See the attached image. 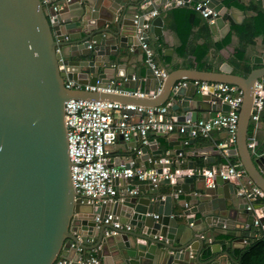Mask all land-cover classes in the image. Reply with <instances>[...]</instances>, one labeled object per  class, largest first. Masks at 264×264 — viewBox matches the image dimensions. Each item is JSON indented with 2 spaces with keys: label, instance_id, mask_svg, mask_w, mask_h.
<instances>
[{
  "label": "water",
  "instance_id": "1",
  "mask_svg": "<svg viewBox=\"0 0 264 264\" xmlns=\"http://www.w3.org/2000/svg\"><path fill=\"white\" fill-rule=\"evenodd\" d=\"M222 2L206 0L202 7L218 15L214 18L216 24L223 21ZM162 5L174 7L176 0H83L77 6V19L63 25L58 16L50 24L43 0H0V264H56L73 243L81 252L65 264H85L79 259L85 260L92 251L98 264H220L224 259L231 263L234 256L228 253L208 261L200 258L202 240L198 234L208 225L238 231L235 241L249 242L254 209L262 208L264 215L263 202L248 209L249 201L264 199L252 187L264 193V153L256 156L247 147L253 86L255 81H261L264 87V52L252 59L260 67L253 68L246 77L233 73L226 63L218 72L206 68L171 72L165 69L167 76L152 99L119 93L89 95L91 100L163 106L169 116L175 112L177 121L183 123L189 112L192 120L197 121V111H229L227 103L212 98L211 89L198 93L194 81L240 87L243 98L236 138L227 153L239 157L247 180L242 185L220 176L207 183L203 175L197 179L184 175L181 183L172 186L174 191L185 193L180 214L172 212V194L160 196L158 185L152 186L151 197L144 198L128 195L136 186L115 178L117 198L101 204L82 201L73 188L64 102L83 98L89 92L67 89L64 83L74 81L136 92L132 75L120 72L114 60L124 50H136L141 42H147L149 30L159 32L162 19L151 17L150 13ZM63 12L62 9L57 14ZM211 18L212 14L206 17ZM74 28L80 30L70 31ZM181 81L188 82L185 86L177 85ZM153 133L156 132H148L146 138ZM165 142L171 147L168 155L184 154L178 140ZM203 145L212 147L210 142ZM163 153L152 141L141 147L138 159L158 160ZM221 154L220 149L205 154L204 163L212 164L214 156ZM161 171L162 168L158 172ZM163 181L169 183L168 179ZM193 191L197 193L196 204H191ZM196 214L201 219H195ZM109 215L112 219L105 224L103 221ZM96 217L101 222H96ZM180 217L184 222L178 224ZM115 221L122 225L121 229L113 227ZM260 221L264 222V217ZM194 243L199 244L197 248L192 246Z\"/></svg>",
  "mask_w": 264,
  "mask_h": 264
},
{
  "label": "crops",
  "instance_id": "2",
  "mask_svg": "<svg viewBox=\"0 0 264 264\" xmlns=\"http://www.w3.org/2000/svg\"><path fill=\"white\" fill-rule=\"evenodd\" d=\"M44 1V0H43ZM83 0H49L46 4L45 10L47 14L52 13V6H56L58 11L64 10L63 13L57 14L59 18L62 19L61 24L72 21L76 17L79 16L77 6ZM183 3L181 5H175L174 7H168V5H162L157 7L154 11H157V15L162 19V25L159 28V32L157 30L152 32L148 31L147 36V44L154 52V60L159 67L167 69L169 72L180 69L187 68L190 70L204 71L205 68L212 72H218L219 67L226 63L233 68V73L235 68L244 69L248 66L252 68H258L259 65H255L252 62V59L255 56H259L264 52V37L259 38L257 41L258 45H261V49L258 53H256L255 47L253 49V45L247 46L245 51L242 52L239 47L245 44L244 39L238 33H233L231 42L229 45H222V40L226 37V35L232 30L234 26H239L245 23L250 22L252 15L258 11H264V0H227L232 1L230 4H226V0H223L224 9L223 13V21L219 24L214 22H210L206 18H204L201 13L199 17H195L193 19V26L191 31L189 32H178V28L180 23L178 21V14L175 10L178 7H188L191 4L204 3L206 0H188V4L185 5V0H182ZM64 2L65 4H60ZM187 2V1H186ZM233 3H237L241 5L243 8L233 6ZM218 17V15H217ZM77 19V18H76ZM78 26L80 25L79 21H77ZM64 25V24H63ZM80 29H71L70 31L78 32ZM201 42L207 43L210 45L208 57L204 63V67L202 68V64H199L196 60V57L190 53V49L193 46L199 45ZM256 45V43L254 42ZM186 49V51H185ZM66 50L69 51L68 48ZM114 63L119 66V71L122 73H129L132 75L131 80L132 84L137 86L136 92H139V88L143 91V98L152 99L155 95L158 94L159 82L151 69L145 63V54L141 49L140 45L136 50H132L130 48L124 50L120 58L114 60ZM209 63H212V67H209ZM198 81V80H196ZM181 81L177 83V85L182 84ZM207 82V81H205ZM118 85L122 86V81L118 83ZM182 86V85H181ZM192 88H190V91ZM124 91H133L132 89H124ZM142 94V93H141ZM89 95H96V97H101L100 93H86L83 98H90ZM154 95V96H153ZM97 100H103L97 98ZM111 101V100H105ZM114 102V101H113ZM174 102V101H173ZM121 103V102H119ZM122 105H128L129 103H121ZM172 102H169V106ZM132 105H135L133 103ZM220 111H211L208 113L197 111V120H208L215 116ZM132 118L135 120L138 117V114L132 112L130 113ZM166 118H171L177 120L178 115L175 112H171L169 116L167 113L165 115ZM195 122L192 120V112H189L185 115V121L183 123ZM180 123V122H179ZM258 125V123H257ZM257 131V130H256ZM163 134H159V132L150 134L149 138H147L149 142H156L157 149H163V154L160 159H168L169 163H163L162 166L158 164H149V161H155L154 159H149V161H141L139 160L140 149L142 147L140 138L137 135H133L129 141H124L122 138H118L112 145L108 147V164L109 166L117 167V166H127L130 164L144 167H154L159 171L162 168V171H169L174 174V179L169 180V183H165L162 179L158 184V191L160 196L164 197L166 195L172 194V212L174 214H180L181 212V204L184 203L185 193L180 191H174L172 186L176 183H181L183 181L184 174H190L189 172H193L195 179L199 178L201 175L205 176L203 172L205 171H215L221 165L232 164L231 161H234V164H240L239 157H231L226 154L224 148L220 147V143L225 141L228 145L225 150L234 147V143L231 144L229 142L228 135L225 131H214L207 138L197 137L191 138L185 134H178L177 132H162ZM256 136V132H255ZM261 142L264 144V129H261ZM178 140L180 142L181 148L184 150V154L181 156H170L168 155V151L171 150V147L165 140ZM257 141V140H256ZM204 142H210L212 145L211 148H207L203 145ZM216 149L222 150L221 155L214 156V162L212 164L204 163L205 154L215 153ZM214 150V151H213ZM150 154L151 151L148 150ZM264 153V152H262ZM261 154V153H260ZM256 155V154H255ZM257 156V155H256ZM236 162V163H235ZM198 166L196 170L193 167ZM209 167V169H206ZM161 171V172H162ZM206 178V177H205ZM207 183H211L212 181L206 178ZM247 181L246 178L241 179H231L235 185H242L243 182ZM124 182L120 183V187H122ZM128 185H135L137 189L136 196L148 198L151 197L153 187L148 181L137 182L129 181ZM249 184V183H248ZM200 184H198L199 186ZM252 186V185H250ZM253 187V186H252ZM141 190L145 192L142 194ZM240 192H243L242 186H240ZM190 196L193 197L191 204H196L197 193L194 191L190 193ZM195 198V199H194ZM251 200L250 205L252 208L253 204L264 203L263 200ZM256 210H260L262 212V208L254 209V214ZM255 217V215H254ZM195 219H201L200 214L194 215ZM178 224L183 223V217L178 218ZM204 225V224H203ZM201 225H198L199 228ZM255 227H252L249 233V242L253 237H259L258 233H256ZM234 234V236H232ZM238 231H229L224 228H214L212 226H207L205 231H202L198 234V237L202 240V246L198 243H194L193 247H198L201 251L200 258L202 261H208L212 258L223 256L224 253L233 254L238 249H242V245L246 246L249 242L245 243V241L236 242L237 236H239ZM82 236L83 233H82ZM74 244V243H73ZM243 246V248H244ZM241 247V248H237ZM195 248V249H196ZM85 251V250H84ZM208 251V257H205V253ZM76 252H81L76 250L70 245V247L63 252V256L61 260L69 263L71 259L76 255ZM95 257V252L92 251L91 255H87L86 258ZM81 262V260L79 259ZM220 264H228V260L225 259ZM229 264H236L235 258Z\"/></svg>",
  "mask_w": 264,
  "mask_h": 264
},
{
  "label": "built area",
  "instance_id": "3",
  "mask_svg": "<svg viewBox=\"0 0 264 264\" xmlns=\"http://www.w3.org/2000/svg\"><path fill=\"white\" fill-rule=\"evenodd\" d=\"M49 0H44L48 3ZM182 0H176L177 5H181ZM44 4V6L46 5ZM204 3L196 4V10L206 18L212 14L210 22H214L217 17L210 9L202 10ZM52 13L47 14L50 24L54 23L57 17L58 8L52 6ZM157 15V11L150 13L151 17ZM142 40L143 37H140ZM140 47L145 54V63L151 69L159 82L158 91H160L163 81L167 76L164 68L159 67L154 60V52L143 41ZM59 49H56L58 52ZM187 82H183L185 86ZM67 89L73 91H86L93 93H119L124 95L140 96L143 94L132 91H119L110 87L102 88L95 85H83L74 81H65ZM193 85L197 92L203 94L211 89L213 99H219L229 105L228 112H218L214 117L208 120H197L195 122L179 123L177 120L166 118L167 108L160 107H143L140 105H122L118 102L105 100H91L85 98H71L64 102V121L66 127V135L68 142V153L71 162L70 172L72 185L77 197L82 201L85 199L88 204H101L117 198L119 191L113 184V179L123 178L129 181L144 182L148 181L152 186L157 187L162 179H174V174L169 171L158 172L154 167H140L130 164L126 166H109L108 164V147L112 145L118 138L129 141L135 134L140 138L142 146L148 144L146 134L148 132H177L185 134L191 138L203 137L207 138L214 131H225L228 135L229 142L233 144L236 138V131L239 120V111L243 98V91L228 83H209L205 81H194ZM177 88V86H175ZM254 98L250 114V120L255 124L259 120V115L264 107V87L261 81H255ZM154 96V95H153ZM127 111L138 114L137 119H133L132 115ZM227 143L223 141L220 147L224 148L227 154ZM257 141L254 135L248 137L247 147L254 153ZM169 163L168 159H158L149 161V164ZM190 174H184L192 176ZM205 177L213 181L216 176L222 177L223 180L230 181L233 179H241L245 177V171L240 164L221 165L215 171L203 172ZM250 185H253L249 181ZM253 190L260 198H264V193L257 187L253 186ZM128 195H136L137 189L127 192ZM255 201V200H254ZM251 206L248 207L250 209ZM156 216V215H155ZM264 215L260 210L255 211L253 227L258 229V235L264 236V222L260 219ZM112 216L109 215L104 219L105 224H109ZM96 222H101L98 217ZM113 227L121 229L122 225L115 221ZM114 233V231H112ZM76 250L81 251L78 245L72 244ZM85 264H98L99 261L95 257H89L83 260ZM64 260H59L56 264H65Z\"/></svg>",
  "mask_w": 264,
  "mask_h": 264
},
{
  "label": "trees",
  "instance_id": "4",
  "mask_svg": "<svg viewBox=\"0 0 264 264\" xmlns=\"http://www.w3.org/2000/svg\"><path fill=\"white\" fill-rule=\"evenodd\" d=\"M232 1H227L226 4H230ZM233 6L243 8L241 5L237 3H233ZM196 4H191L188 7H178L175 12L178 14V21L180 26L178 28V32H189L193 26V19L195 17H199L200 13L196 10ZM238 33L244 39L245 44L241 45L239 49L244 52L246 47L249 45H253V49L257 47V41L259 38L264 37V11L255 12L252 15L250 22L234 26L232 30L226 35V37L222 40V45H229L231 42L232 34ZM256 43V45L254 44ZM210 45L207 43L201 42L197 46H193L190 49V53H192L199 64H202V68L204 67V63L208 57ZM261 49V45L255 49L256 53H258ZM186 51V49H185ZM251 66L246 68L237 69L235 68L234 73L236 75L246 77V75L252 70ZM258 123V125H257ZM256 124L250 120V124L248 127V137L251 135L255 136L256 132V140L257 145L255 146L254 152L255 154H260L264 152V144L261 142V129H264V107L259 115V120ZM257 130V131H256ZM233 160L231 161L234 164ZM236 163V162H235ZM258 233V229L255 228ZM205 257H208V251L205 253ZM234 258L236 264H264V236L253 237L250 242L242 249H238L234 252Z\"/></svg>",
  "mask_w": 264,
  "mask_h": 264
}]
</instances>
